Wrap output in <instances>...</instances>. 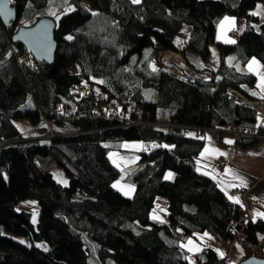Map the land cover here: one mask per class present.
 Returning <instances> with one entry per match:
<instances>
[{"label":"trees","instance_id":"trees-1","mask_svg":"<svg viewBox=\"0 0 264 264\" xmlns=\"http://www.w3.org/2000/svg\"><path fill=\"white\" fill-rule=\"evenodd\" d=\"M259 2L12 0L16 21L6 26L0 18V264L226 260L212 247L191 253L183 246L206 231L239 240L243 257L260 254L264 223L240 219V203L195 166L204 140L185 132L187 126H232L264 135L257 109L230 92L264 100L256 75L244 68L251 57L264 63V19L253 12ZM54 8V60L31 61L13 34L18 23L30 24ZM224 14L236 18L235 43L215 41ZM185 24L190 31L179 44ZM215 42L216 67L209 61ZM166 50L181 52L211 78L190 79L157 66L155 56ZM16 119H27L36 133L24 134ZM240 138L246 147L259 137ZM126 140L158 143L141 151L128 174L130 197L113 186L121 170L109 156ZM36 154H52L68 183L59 182L55 167L41 169ZM169 170L175 174L165 179ZM158 198L166 201V218L151 215ZM22 200L36 203V221L31 210L18 209Z\"/></svg>","mask_w":264,"mask_h":264},{"label":"crops","instance_id":"crops-1","mask_svg":"<svg viewBox=\"0 0 264 264\" xmlns=\"http://www.w3.org/2000/svg\"><path fill=\"white\" fill-rule=\"evenodd\" d=\"M225 17L234 18L235 24L234 26L226 24L224 30L222 31L220 25L221 22L224 21ZM236 25L237 21L235 16L230 14L222 15L217 21L215 41H222L225 43H230L229 41H236ZM189 31L190 28L189 30H187L188 33L184 36L183 40L187 38ZM214 47L215 50L213 49V52L215 53H213V55H216V57H213L212 59V57L210 56L211 58H209V61L211 59V63L215 66H218L220 57L216 42L214 44ZM253 58H255V60L259 62L258 71L264 73V63L256 57H251L245 63L244 68L248 70V64L252 61ZM251 72L256 75L255 88L257 92L264 98V89L259 86L261 83L260 76L257 75L256 72ZM263 121L264 119L260 120L259 122L262 123ZM24 125H27V127L25 128ZM21 128H23L24 134H26L28 130L37 131V127L33 128L29 123L24 121L22 122ZM192 135L204 140L203 147L201 148L199 153L194 156V163L196 168L199 171H203L212 176V178L229 197L238 198L240 206L242 208V212L246 211L250 216L251 221H261L264 223V215L257 214L264 213V139L258 138L251 145L244 147L239 145L238 143L239 139L241 138L237 137L234 133L227 131V127L218 129V131L215 128H206ZM125 145H128V147H125ZM157 146L158 143L156 142H145L142 140H126L120 142L118 146L115 147V149L109 152L111 161L121 170V173L115 180L114 184L116 185L117 180L120 177L125 180L128 179V174L133 169V167L136 166L137 162L140 159L141 151H149ZM206 149H208L207 152H205ZM202 153L204 154L202 155ZM219 158H221L223 162L221 166L216 167L215 163ZM228 170L231 171L229 172ZM169 173H172L173 176L175 174L173 171L169 170L166 172V176ZM236 177L242 178L246 186H240L242 181L241 179H237ZM116 188H118L124 195H126V192H129L130 194L126 195L129 197L132 196L134 192V184L131 182L129 188L125 189L122 186H118ZM233 188H238L242 191H246V195L243 196L230 194ZM232 200L236 201L235 199ZM166 210V201L164 200V198H158L151 215L152 217L158 216L159 219H162V217H164V214H166ZM258 237L264 238V231L258 232ZM227 241L228 239L225 241V243H227ZM237 242L240 241L236 240L233 247ZM243 256L244 251L241 252L239 259H237L236 261L228 259L226 264H237L243 258H245ZM218 257L224 258L225 256Z\"/></svg>","mask_w":264,"mask_h":264},{"label":"rangeland","instance_id":"rangeland-1","mask_svg":"<svg viewBox=\"0 0 264 264\" xmlns=\"http://www.w3.org/2000/svg\"><path fill=\"white\" fill-rule=\"evenodd\" d=\"M253 12H255V13H259V16H260V18H261V20H263L264 19V3L263 2H259V3H257V5H256V7H255V9L253 10ZM47 15H49V16H51V17H56V16H58V11H57V9L56 8H54L49 14H47ZM35 21V20H34ZM34 21H32L30 24H26V25H31ZM20 24H21V22L20 23H18V27L20 26ZM22 25H25V24H23L22 23ZM185 26H187V27H185ZM189 25L188 24H186V25H184V27H183V29H182V31L179 33V36H178V43L179 44H182L183 43V38H184V36L188 33L187 32V30H189ZM211 47H212V51H211V57H212V59H213V57L215 58L216 57V55H213V53H215V52H213V49L215 48L214 47V43H212V45H211ZM215 50V49H214ZM172 52V50L171 51H165V52H161V53H159L158 55H156L155 56V58H154V63L157 65V66H168V67H171L172 65H170L169 63H168V61H167V58H166V56L169 54V53H171ZM173 54H175V55H177V57H178V59L179 60H181L182 61V63H184V61H185V64L187 65V66H189V67H191L188 63H187V60H186V58H185V56L181 53V52H178V51H173L172 52ZM210 57V58H211ZM169 60V62H171L172 63V60L171 59H168ZM184 60V61H183ZM214 61V60H213ZM210 62H211V59H210ZM177 67H178V65L177 64H175ZM213 66H215L214 64H212ZM216 67V66H215ZM191 68H193V67H191ZM174 69H176V68H174ZM180 69V68H179ZM194 69V68H193ZM72 70H79V67L77 66V65H74L73 67H72ZM197 71V70H196ZM200 74H202L203 72H200V71H198ZM204 74H207V75H210V74H208V73H204ZM232 93H234V94H236L240 99H242V97H245V96H243L241 93H239L238 91H236V90H233L232 91ZM248 99V98H247ZM250 100V99H249ZM258 113H259V121L260 120H262V119H264V115L262 114V113H260L259 111H258ZM27 121V119H16V122L20 125V126H22V122L23 121ZM28 122V121H27ZM25 126V128L27 127V125H24ZM34 133H36V131L34 130V131H32V130H28L27 131V135H31V134H34ZM195 133H197V132H195ZM194 134V133H193ZM53 173H54V175L56 176V178H57V175H59L63 180H66L67 181V183H68V176L65 174V172L60 168V167H55V169L53 170ZM117 182H119V186H122V187H124L125 189L126 188H129V186H130V181L128 180V179H123L122 177H120L118 180H117ZM117 184V183H116ZM21 208H25V209H28V210H31L32 212H33V215H34V217H33V220H37L38 218H37V215H36V213H37V206H36V203L34 202V201H31V200H22V201H20L19 202V205H18V209H21ZM163 218V217H162ZM205 233H207L208 234V236H205L204 234ZM15 237H17V238H19V239H21V237H19V236H15ZM201 237H203V239H201ZM210 237V238H209ZM189 239H191L193 242H194V244L195 245H198L199 247H200V249H202L204 246H206V247H212V248H214L215 250H216V252H217V254H218V256H222V257H224V258H226V260H223V259H221V260H218V262L216 263V264H226L227 263V261H228V259H232V260H234V261H236L237 259H239V256H240V254H241V252L242 251H244V249H243V246L240 244V242H237L236 243V245L234 246V247H232V248H230V246H229V244L228 243H225V241H222V240H220V239H218L217 237H215L213 234H211L210 232H208V231H206V232H202V233H197L196 234V238H189ZM189 239L188 240H186L184 243H182L183 245H186V244H188V241H189ZM44 244V243H43ZM46 245V244H45ZM260 254L261 255H263V253H264V246H262V245H260ZM187 248V247H186ZM191 253H194V252H198V251H190ZM221 253L223 254V255H221ZM191 257H192V255H190ZM219 258H221V257H219ZM190 264H194L193 262L192 263H190Z\"/></svg>","mask_w":264,"mask_h":264},{"label":"water","instance_id":"water-1","mask_svg":"<svg viewBox=\"0 0 264 264\" xmlns=\"http://www.w3.org/2000/svg\"><path fill=\"white\" fill-rule=\"evenodd\" d=\"M0 18L6 26L16 21L17 11L12 0H0ZM56 23L49 15L41 16L31 25H20L12 38L21 42L37 61L51 63L58 46L54 35ZM237 264H264V254L249 255Z\"/></svg>","mask_w":264,"mask_h":264},{"label":"built area","instance_id":"built-area-1","mask_svg":"<svg viewBox=\"0 0 264 264\" xmlns=\"http://www.w3.org/2000/svg\"><path fill=\"white\" fill-rule=\"evenodd\" d=\"M167 51H171V50H167ZM27 52H28L29 59L31 61H33V55L31 54V52L29 50H27ZM163 52H165V51H163ZM176 58H178V57H176ZM167 61L172 66L171 67L164 66L165 68H167V69H169V70H171V71H173L175 73L185 75L186 77H189L190 79H196V78L210 79L211 78V75H207V74H204V73L200 74L195 69L187 66L185 64V61L184 60H183L184 63H182L181 60H172V63L169 62L168 59H167ZM175 64H177L178 67ZM174 68H176V69H174ZM85 87L86 88H89V85L86 84ZM232 91H233V89H230V92H232ZM242 100L246 104H248V105L256 108L257 111H259L260 113H262L264 115V112L260 110L261 108H264V100H260V99H256V100H251L250 99L249 100L246 97H242ZM202 129L204 130L206 128H199V127H195V126L194 127L187 126L185 128V132L186 133H189V134L190 133L193 134L195 132L198 133ZM217 131H218V129H217ZM227 131H230L231 133H234L237 137H241V136H246L247 137V136H253L254 135V136H257L259 138L264 139V135L263 134H257V133H255L254 131H252L249 128H247L244 132H239V131L235 130L232 126H227ZM34 161L44 171H50V170H52L54 167L57 166V163H58L57 160H56V158L52 154H47V155H44V156L43 155H40V154H36L34 156ZM222 162H223V160L221 158H219L216 161L215 166L216 167L221 166L222 165ZM230 194H232V195H243V196H245L246 195V191H242V190H240L238 188H233L231 190ZM165 217H167L166 214H165ZM240 219L241 220H244L246 223L249 222V221H251V218H250V216L248 215V213L246 211H244V212H242L240 214ZM260 234H262V233H260ZM239 235H241V234H239ZM236 240H237L236 238H230V239H228L227 243L229 244L230 248L233 247V245H234V243H235ZM259 244L262 245V246H264V238L263 237H261V238L259 237Z\"/></svg>","mask_w":264,"mask_h":264},{"label":"snow or ice","instance_id":"snow-or-ice-1","mask_svg":"<svg viewBox=\"0 0 264 264\" xmlns=\"http://www.w3.org/2000/svg\"><path fill=\"white\" fill-rule=\"evenodd\" d=\"M132 3H134V4H138V3H140V0H132ZM68 10L71 11L72 9H68ZM254 14H257V15H258L259 13H254ZM226 24L234 26V24H235V19H234V18L225 17V18H224V21H222V22H221V25H220L222 31L224 30V27H225ZM67 39L71 40L72 37L69 36V37H67ZM229 42H230V43H235V41H229ZM231 59H232V58H229V62H231ZM254 66H256V67H254ZM237 67H239V66H237ZM258 67H259V62L256 61L255 58H253L252 61L248 64V70H249V71L256 72V74L260 76V81H261V83H260L259 86H260L262 89H264V73L259 72V71H258ZM153 70H154V71L156 70L154 65H153ZM100 83H104V82H103V81H100ZM189 135H191V133H190ZM228 142H231V141H228ZM154 146H155V145H154ZM125 147H128V145H125ZM207 151H208V149L205 150V152H207ZM203 154H204V153H202V155H203ZM228 171L230 172L231 170H228ZM172 176H173V174H172V173H169V174L165 177V179H171ZM236 178H237V179H241L242 182H241V185H240V186H246V184H244L242 178H240V177H236ZM57 179L59 180L60 183L67 184V181H66V180H63L59 175H57ZM113 186H114V187H118V186H119V182H117V184H116V185H113ZM232 186H236V185H232ZM125 194L127 195V194H130V193H129V192H126ZM229 198H230V199H235L236 202H239V199H238V198H235V197H229ZM257 214H258V215H264V213H257ZM153 218H154V219H159L158 216H154ZM204 235H205V236H208L207 233H205ZM209 238H210V237H209ZM201 239H203V237H201ZM183 246H184V247H187L189 251H200V250H201L200 247H199L198 245H195L194 242H193L191 239H189L188 244L183 245ZM45 251H47V248H46V247H45ZM221 255H223V254L221 253Z\"/></svg>","mask_w":264,"mask_h":264},{"label":"bare ground","instance_id":"bare-ground-1","mask_svg":"<svg viewBox=\"0 0 264 264\" xmlns=\"http://www.w3.org/2000/svg\"><path fill=\"white\" fill-rule=\"evenodd\" d=\"M176 57H177V55L173 54L172 52L169 53V54L166 56L167 59H171V60H179V59L176 58ZM260 110L264 112V108H261Z\"/></svg>","mask_w":264,"mask_h":264}]
</instances>
